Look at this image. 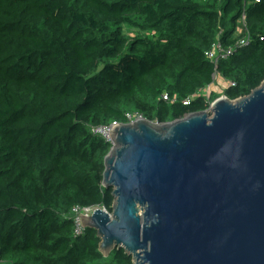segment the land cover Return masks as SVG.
I'll return each mask as SVG.
<instances>
[{
	"label": "trees",
	"instance_id": "trees-1",
	"mask_svg": "<svg viewBox=\"0 0 264 264\" xmlns=\"http://www.w3.org/2000/svg\"><path fill=\"white\" fill-rule=\"evenodd\" d=\"M217 42L232 51L215 66ZM214 73L221 92L192 97ZM263 80L264 0H0V264H133L75 233L73 207L114 201L92 128L172 121Z\"/></svg>",
	"mask_w": 264,
	"mask_h": 264
},
{
	"label": "water",
	"instance_id": "water-1",
	"mask_svg": "<svg viewBox=\"0 0 264 264\" xmlns=\"http://www.w3.org/2000/svg\"><path fill=\"white\" fill-rule=\"evenodd\" d=\"M102 184L111 215L93 205L82 225L104 256L133 264H264V80L205 110L159 123H112Z\"/></svg>",
	"mask_w": 264,
	"mask_h": 264
},
{
	"label": "built area",
	"instance_id": "built-area-1",
	"mask_svg": "<svg viewBox=\"0 0 264 264\" xmlns=\"http://www.w3.org/2000/svg\"><path fill=\"white\" fill-rule=\"evenodd\" d=\"M254 1L258 2L259 0H254ZM241 19H242V23L244 24V13L242 14ZM246 42H247V40L242 38V39L239 40V45H244ZM231 51H232L231 48H225V47L221 46L217 42V43H214L208 51H206V56L216 66L219 57H226V56H228L231 53ZM217 79H218V76L214 73L212 75V83L209 84V86L207 88L199 90L196 93H194L192 97H195L196 95H206V96H208L209 92L207 91V89L211 85L215 84ZM221 84L227 85L228 83L227 82H224V83L221 82ZM230 85H234V83L230 82ZM162 99L165 100V101H171L172 102V101L176 100V96L175 95L170 96L167 93H163L162 94ZM189 102H190V98L189 97L183 99V104H188ZM142 117H143L142 114L139 113V112H128V113L125 114V121L124 122L113 121V122H111L108 125H100V126L93 127L92 131L95 132V133L100 134L101 136H103L104 138H106L107 140L110 141L111 138H110V135L107 134V131H108V129H109V127H110V125L112 123H129V122H132V121L136 120L137 118H142ZM90 206H93V205H90ZM90 206H83V207L75 206V207L72 208L73 220H74V224H75V233L78 234V235L81 234L82 231L85 228L82 225V220H81L82 219V215H83L84 211L87 210ZM100 209L106 211L109 215H111V212H109L105 207L101 206Z\"/></svg>",
	"mask_w": 264,
	"mask_h": 264
},
{
	"label": "rangeland",
	"instance_id": "rangeland-1",
	"mask_svg": "<svg viewBox=\"0 0 264 264\" xmlns=\"http://www.w3.org/2000/svg\"><path fill=\"white\" fill-rule=\"evenodd\" d=\"M220 90H221V88H220V85H219V83H218L217 81L215 82V84L211 85V86L207 89V91H208L209 93H210L211 91L221 92Z\"/></svg>",
	"mask_w": 264,
	"mask_h": 264
},
{
	"label": "crops",
	"instance_id": "crops-1",
	"mask_svg": "<svg viewBox=\"0 0 264 264\" xmlns=\"http://www.w3.org/2000/svg\"><path fill=\"white\" fill-rule=\"evenodd\" d=\"M217 82L219 83L220 85V88H222L223 84H221L222 80H220V78L217 79ZM223 83V82H222Z\"/></svg>",
	"mask_w": 264,
	"mask_h": 264
}]
</instances>
